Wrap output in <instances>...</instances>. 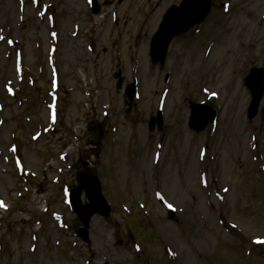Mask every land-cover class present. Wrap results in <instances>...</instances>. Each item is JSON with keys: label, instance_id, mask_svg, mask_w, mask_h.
Returning <instances> with one entry per match:
<instances>
[{"label": "rangeland", "instance_id": "1", "mask_svg": "<svg viewBox=\"0 0 264 264\" xmlns=\"http://www.w3.org/2000/svg\"><path fill=\"white\" fill-rule=\"evenodd\" d=\"M97 1L0 0V264H264V98L249 120L244 84L264 68V0H214L164 68L151 39L183 0ZM191 103L218 112L203 133ZM83 163L112 207L90 245L68 202Z\"/></svg>", "mask_w": 264, "mask_h": 264}, {"label": "water", "instance_id": "2", "mask_svg": "<svg viewBox=\"0 0 264 264\" xmlns=\"http://www.w3.org/2000/svg\"><path fill=\"white\" fill-rule=\"evenodd\" d=\"M212 2L213 0H184L180 7H173L168 11L159 32L152 40L150 56L153 63L164 66L167 51L172 40L176 37H181L196 25L203 23L210 13ZM99 10L100 8L95 2L94 13L98 14ZM120 75L119 73L115 76V78L120 79L117 86L118 89L121 88L123 83ZM246 83L252 93L253 101L249 110V117L253 118L258 114L260 102L264 96V70L253 69ZM127 95L130 101L134 99V86L128 88ZM207 113V109L203 106L192 105L190 126L198 132L203 131L208 124ZM156 122H158L159 128L163 125L161 114H159L158 119H151V132H154L156 128ZM83 191H86L87 198L90 201V204L85 206L81 203ZM71 204L85 227L78 234L81 239L90 243L89 228L92 217L98 214L108 218L111 214V208L102 197L97 171L86 169L79 174V187L71 193Z\"/></svg>", "mask_w": 264, "mask_h": 264}, {"label": "snow or ice", "instance_id": "3", "mask_svg": "<svg viewBox=\"0 0 264 264\" xmlns=\"http://www.w3.org/2000/svg\"><path fill=\"white\" fill-rule=\"evenodd\" d=\"M4 205H3V203L2 202H0V207H3Z\"/></svg>", "mask_w": 264, "mask_h": 264}]
</instances>
